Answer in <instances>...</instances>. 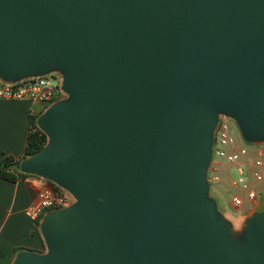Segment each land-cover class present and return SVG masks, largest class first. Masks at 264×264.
<instances>
[{"label":"water","instance_id":"95a60500","mask_svg":"<svg viewBox=\"0 0 264 264\" xmlns=\"http://www.w3.org/2000/svg\"><path fill=\"white\" fill-rule=\"evenodd\" d=\"M60 70L69 100L21 169L77 202L13 264H264L205 199L217 113L264 138V0H0V79Z\"/></svg>","mask_w":264,"mask_h":264},{"label":"crops","instance_id":"0c3cea01","mask_svg":"<svg viewBox=\"0 0 264 264\" xmlns=\"http://www.w3.org/2000/svg\"><path fill=\"white\" fill-rule=\"evenodd\" d=\"M47 106L50 105L31 100H0V159L7 156H13L16 160L23 158L30 135L31 117L41 114ZM249 141L259 147L264 144V138ZM224 178L231 182L232 173L227 170ZM252 181L254 185L251 186L258 185L262 197L250 201L246 193V213L240 219H245L247 214L253 213L264 201V182L259 183L250 178V182ZM41 183L57 185L51 179L31 173L17 181L0 177V264H13L22 254H43L45 246L42 221H32L25 212L29 205L37 202ZM246 223L250 225L249 222ZM244 230L247 237L243 247L248 248L252 238L250 227H244Z\"/></svg>","mask_w":264,"mask_h":264},{"label":"built area","instance_id":"2783aa9c","mask_svg":"<svg viewBox=\"0 0 264 264\" xmlns=\"http://www.w3.org/2000/svg\"><path fill=\"white\" fill-rule=\"evenodd\" d=\"M67 96L68 93L64 89V75L61 71L30 75L12 81L0 79V100H31L51 105ZM231 120L235 119L229 114L217 113L208 180L217 183L223 179L222 164L213 159L217 157L232 165L238 172V177L232 176L231 178L232 185L245 190L248 200L255 201L259 197L260 190L259 187L251 186L250 178L259 183L264 182V151L260 150L257 145H254L253 151L247 146L240 145L232 132ZM249 167L253 169L250 170ZM68 198V192L62 186L58 184L49 186L41 183L38 200L27 207L26 215L34 222H41L48 212L66 208ZM231 204L238 212V216L243 217L246 213L243 196L233 193Z\"/></svg>","mask_w":264,"mask_h":264},{"label":"rangeland","instance_id":"374dc122","mask_svg":"<svg viewBox=\"0 0 264 264\" xmlns=\"http://www.w3.org/2000/svg\"><path fill=\"white\" fill-rule=\"evenodd\" d=\"M58 72L60 71L59 69L57 70ZM69 95L65 98H63V100H69ZM53 104H51L50 106H47V108H44V110L42 111L41 114L38 115V125L41 127V122L40 119L41 117L48 112L49 108H51ZM231 128H232V132L236 138V141L240 144V145H244L250 148L251 151L254 150L255 146L254 144L249 141L247 139V136L244 134V132L242 131V128L240 127L239 123L236 120H231ZM47 134V133H46ZM48 136V141L47 144L45 145V147L49 144L50 141V137ZM260 150L264 151V144H262L259 148ZM214 161H218L221 162L222 166H221V175L223 176L222 181L217 182V183H212L208 180V184H207V190L205 193V199L208 201L213 202L214 204V219H216L222 226L223 229L225 230V236L229 239H231L237 246H239L241 249H243V243H245L246 241V231L244 230V227H250V236L252 237L253 240V236H254V231H253V220H254V216L256 211L258 210V208H256V210L253 213H250L245 219H240L238 216V212L236 211V209L232 206L231 204V198L233 193L239 194L241 196H243V198L245 199L246 197V191L242 190V188L238 187V186H233L232 183L230 181H228L227 179L224 178V173H227V170L229 173H232V176H236L238 177V172L236 171V169L230 165L227 162H223L220 159H218L217 157L213 158ZM231 169V170H230ZM250 184L253 186V181L250 182ZM259 184V183H257ZM254 187H259L258 185L254 186ZM68 206H71L73 204H75L77 202V198L72 194V192L68 191ZM259 197H262V195L260 196V194H258ZM252 214V215H251ZM252 217V218H251ZM246 222H249L250 225H247ZM246 224V225H245ZM252 242V241H251ZM253 243H250V245L252 246ZM44 252H42L43 254H47L49 252V244L48 241L44 235ZM246 246H244L245 248Z\"/></svg>","mask_w":264,"mask_h":264},{"label":"trees","instance_id":"16d2710c","mask_svg":"<svg viewBox=\"0 0 264 264\" xmlns=\"http://www.w3.org/2000/svg\"><path fill=\"white\" fill-rule=\"evenodd\" d=\"M47 141L46 132L38 125V116L31 117L30 135L23 158L16 160L13 156H7L0 159V177L10 181H17L27 177L29 173L21 171L23 160L40 152L47 144Z\"/></svg>","mask_w":264,"mask_h":264}]
</instances>
